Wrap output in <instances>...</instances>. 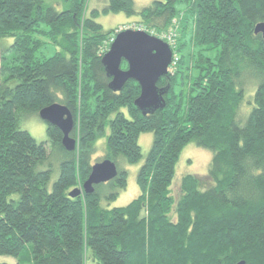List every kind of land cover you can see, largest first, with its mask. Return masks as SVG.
<instances>
[{
	"label": "trees",
	"instance_id": "obj_1",
	"mask_svg": "<svg viewBox=\"0 0 264 264\" xmlns=\"http://www.w3.org/2000/svg\"><path fill=\"white\" fill-rule=\"evenodd\" d=\"M85 2L58 10L43 0H0V255L21 264L30 244V264H264V37L254 33L264 0H152L139 11L133 0H107L89 15ZM108 11L137 15L158 31L178 23V59L170 78L157 82L169 85L163 108L142 114L133 79L116 92L108 87L101 57L116 28L95 20ZM47 44L58 48L50 56L41 52ZM54 102L73 115L72 151L52 124L45 122L41 142L19 126ZM141 132L152 142L137 170L139 193L109 207L127 184L119 158L142 157ZM103 137L117 175L71 197ZM189 142L212 151L210 184L200 189L198 176L184 174L175 195L176 164Z\"/></svg>",
	"mask_w": 264,
	"mask_h": 264
},
{
	"label": "water",
	"instance_id": "obj_2",
	"mask_svg": "<svg viewBox=\"0 0 264 264\" xmlns=\"http://www.w3.org/2000/svg\"><path fill=\"white\" fill-rule=\"evenodd\" d=\"M254 33H261L264 37V21L254 26ZM172 59L173 51L166 41L143 30L122 29L115 33L108 49L102 54L101 62L110 78L108 87L111 90H121L128 79L138 83L140 92L134 99V105L145 115L165 106L164 95L169 85L159 87L157 82L162 77L170 78ZM122 61L126 63V68H121ZM38 116L61 130V142L66 150L75 149L76 139L70 135L74 119L66 105L54 102L41 108ZM117 173L113 160L104 158L96 161L84 182L74 187L69 195L74 197L81 193H92L94 185L113 179ZM236 264H244V261Z\"/></svg>",
	"mask_w": 264,
	"mask_h": 264
},
{
	"label": "rangeland",
	"instance_id": "obj_3",
	"mask_svg": "<svg viewBox=\"0 0 264 264\" xmlns=\"http://www.w3.org/2000/svg\"><path fill=\"white\" fill-rule=\"evenodd\" d=\"M46 4L52 5L54 8L60 10L68 5V0H43ZM136 11L141 10L143 7L149 5L152 0H133ZM107 4V0H86L85 2V14L89 15L92 9H98L101 11L103 7ZM182 4L179 6L181 7ZM95 20L99 22L105 30L115 29V33L119 30V27L138 23L140 18L137 15H127L124 12H100ZM178 30V23L175 21L173 23ZM146 27V25L144 24ZM43 28H46L45 24H42ZM148 28L150 30H158L153 27ZM160 31V30H159ZM178 37V36H177ZM7 44L11 43V38H5ZM110 45V43H109ZM108 43L104 46L106 50L109 47ZM58 49L50 44H47L45 48L41 49V52L46 56H50L53 52ZM122 68V67H121ZM254 83L250 82L246 85V91L242 100L240 107L241 116L246 117L253 105V93H254ZM240 115V113H238ZM244 120V119H243ZM19 126L21 129L27 130L38 142L46 140V123L40 119L37 114H32L30 116L24 117L19 120ZM152 142V133L151 132H141L138 137V143L141 148L142 157L140 160L134 163H127L122 158H119L120 166L126 169L127 171V184L124 189H122L119 195L108 202L109 207L122 206L126 205L131 199L136 197L139 193V187L136 182V174L139 166L142 164L144 157L150 148ZM105 156V137L100 138L96 143V148L92 154V162L100 161ZM212 157V151L208 148L197 146L194 142H189L186 144L179 156V159L175 168V175L171 183V192L175 195L179 192V184L182 175L184 174H193L199 177L200 184L199 188L204 189L210 184V179L207 175L209 163ZM59 167L58 163H55V166L52 168L49 185L50 188L53 181L58 177ZM80 186V185H79ZM78 186V187H79ZM77 187V186H76ZM11 197H17V193H13ZM106 201H102V205H106ZM30 244L26 245V249L20 255L21 264H30L27 262V256L29 255ZM17 264V260L9 255H0V264ZM86 264H98L95 261L86 259Z\"/></svg>",
	"mask_w": 264,
	"mask_h": 264
},
{
	"label": "built area",
	"instance_id": "obj_4",
	"mask_svg": "<svg viewBox=\"0 0 264 264\" xmlns=\"http://www.w3.org/2000/svg\"><path fill=\"white\" fill-rule=\"evenodd\" d=\"M173 23L175 22L173 21ZM173 23L167 29L161 30V31H158V30L148 31V28L145 27L141 23L127 24V25L119 27V30H122V29L143 30L151 35H155L161 38L162 40L166 41L173 51V59H172L171 65L169 66V70H172L174 63L178 59V56L175 50L176 42H177V28L174 26ZM111 41L112 39L109 40V42Z\"/></svg>",
	"mask_w": 264,
	"mask_h": 264
}]
</instances>
